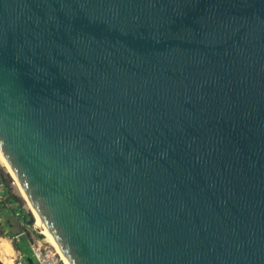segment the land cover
I'll use <instances>...</instances> for the list:
<instances>
[{
	"label": "water",
	"instance_id": "obj_1",
	"mask_svg": "<svg viewBox=\"0 0 264 264\" xmlns=\"http://www.w3.org/2000/svg\"><path fill=\"white\" fill-rule=\"evenodd\" d=\"M0 147L71 264H264V0H0Z\"/></svg>",
	"mask_w": 264,
	"mask_h": 264
},
{
	"label": "trees",
	"instance_id": "obj_2",
	"mask_svg": "<svg viewBox=\"0 0 264 264\" xmlns=\"http://www.w3.org/2000/svg\"><path fill=\"white\" fill-rule=\"evenodd\" d=\"M0 161H1V159H0ZM1 164L3 165L2 162H1ZM5 169L10 174V172L7 170V168H5ZM0 181H2L3 186H4V190H5V199L0 201V236L10 238L12 241V245H13L14 249L17 252L18 251L21 252L23 254L24 258L28 260L29 257L33 258L32 254L30 252V249H29V241L31 239L30 236H31L32 232L30 230H27V228H24L25 226L21 227V231H19V232H23V235H21L19 238H17L16 235L19 232H14L13 223L11 222V220L9 218L11 213H15L14 215H16V211L18 210V208L21 209L22 200L20 199L19 196H17L16 194L13 193V191L10 187L9 179L4 176V174L1 170H0ZM19 193H20V191H19ZM15 204H16V207H18V208H14L15 206L13 207V205H15ZM22 212H23V210H21L20 215H17L16 219L18 221H24L25 220V216L22 215ZM36 235L39 237H42V234H36Z\"/></svg>",
	"mask_w": 264,
	"mask_h": 264
},
{
	"label": "bare ground",
	"instance_id": "obj_3",
	"mask_svg": "<svg viewBox=\"0 0 264 264\" xmlns=\"http://www.w3.org/2000/svg\"><path fill=\"white\" fill-rule=\"evenodd\" d=\"M0 159L4 163L7 170L10 172V174H11L12 178L14 179L16 185L18 186L21 194L26 199L27 204L32 209L34 216L36 218L37 225L40 228V231L51 242V244L53 245V247L55 248V250L57 251V253L61 257L62 261L64 262V264H71L70 261L67 259V257L64 255V253L59 248L54 235L51 233V231L47 228V226L42 221L40 214L38 213L36 207L31 202L28 193L26 192V190L22 186L21 182L19 181L17 175L15 174L13 168L11 167V165H10L9 161L7 160L5 154L3 153L1 147H0ZM11 255H12V251H11V247H10L8 240H6L5 238H2V240L0 241V256H1L2 261L5 263H8Z\"/></svg>",
	"mask_w": 264,
	"mask_h": 264
},
{
	"label": "built area",
	"instance_id": "obj_4",
	"mask_svg": "<svg viewBox=\"0 0 264 264\" xmlns=\"http://www.w3.org/2000/svg\"><path fill=\"white\" fill-rule=\"evenodd\" d=\"M3 199H5V190L2 181H0V201ZM16 213L18 215L21 214V212L18 210L16 211ZM21 235H23V232L17 233L16 237L19 238ZM44 240L37 235H31V239L29 241V249L32 254L34 264H64L55 248L52 245L48 244L46 240ZM15 264L31 263L24 258L21 252L18 251L15 257Z\"/></svg>",
	"mask_w": 264,
	"mask_h": 264
},
{
	"label": "rangeland",
	"instance_id": "obj_5",
	"mask_svg": "<svg viewBox=\"0 0 264 264\" xmlns=\"http://www.w3.org/2000/svg\"><path fill=\"white\" fill-rule=\"evenodd\" d=\"M1 162L2 161H0V170L3 172L4 176L9 179L10 187H11L13 193L16 194L17 196H19L20 199L22 200L21 209H19L18 207H16V204L13 205V207L15 206V208H18V210L20 212H21V210H23L22 215L25 216V220L24 221H18L16 219L18 214L16 213V215H14L15 213H11V215L9 216V218H10L11 222L13 223V230H14V232L21 231V227H24L25 226L24 228H27V230H30L32 232L31 235L34 234L36 236V234H42V237H40V238H43V240L45 239L46 242H48V244L52 245L51 242L46 238V236L40 231V228L37 225L36 218L34 216V213H33L32 209L27 204V201L23 197V195L20 194L21 192L19 193L20 190H18L19 188H17L18 186H16L14 179L6 171V169H5L6 167H5L4 163L2 162L3 165H4L3 166L1 164ZM1 238H6L8 240H11L8 237H2V236H0V239ZM15 257H16V252L15 251L13 252V250H12V256L10 257V259L12 260V258H15ZM4 264H8V263H4Z\"/></svg>",
	"mask_w": 264,
	"mask_h": 264
},
{
	"label": "crops",
	"instance_id": "obj_6",
	"mask_svg": "<svg viewBox=\"0 0 264 264\" xmlns=\"http://www.w3.org/2000/svg\"><path fill=\"white\" fill-rule=\"evenodd\" d=\"M6 239V238H5ZM1 240H2V238H1ZM0 240V241H1ZM6 240H8V239H6ZM8 242H9V244H10V247H11V251L13 250V252L15 251L16 252V254H17V251L14 249V247H13V245H12V241L11 240H8ZM11 242V243H10ZM12 256V255H11ZM10 256V257H11ZM0 261L4 264L5 262H3L2 261V259H1V256H0ZM8 264H15V258H12V260L10 259L9 260V262H8Z\"/></svg>",
	"mask_w": 264,
	"mask_h": 264
}]
</instances>
